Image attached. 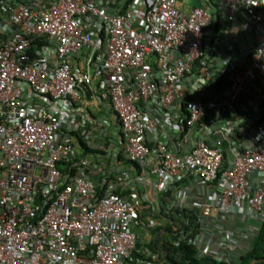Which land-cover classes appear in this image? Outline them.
I'll return each mask as SVG.
<instances>
[{"label":"built area","instance_id":"built-area-1","mask_svg":"<svg viewBox=\"0 0 264 264\" xmlns=\"http://www.w3.org/2000/svg\"><path fill=\"white\" fill-rule=\"evenodd\" d=\"M204 1L0 0V264H173L138 241L193 200L224 225L201 252L248 248L264 219V0H221L259 39L218 70Z\"/></svg>","mask_w":264,"mask_h":264},{"label":"trees","instance_id":"trees-1","mask_svg":"<svg viewBox=\"0 0 264 264\" xmlns=\"http://www.w3.org/2000/svg\"><path fill=\"white\" fill-rule=\"evenodd\" d=\"M22 1V0H18ZM28 1V0H24ZM214 8V19L219 20L223 11L221 0H208ZM226 159L228 153H226ZM188 180L175 183V186L187 185ZM172 193L168 191L169 196ZM192 206L185 208L167 209V220L162 227L152 231L151 241H138V247L144 246L151 254H160L163 259L173 264H264V219L258 224L259 233L250 237L247 249L237 250L235 257L218 258L216 252L203 253L199 242L203 238L205 218L198 208V202L193 200ZM142 256L141 253H136ZM218 259V260H217Z\"/></svg>","mask_w":264,"mask_h":264},{"label":"crops","instance_id":"crops-1","mask_svg":"<svg viewBox=\"0 0 264 264\" xmlns=\"http://www.w3.org/2000/svg\"><path fill=\"white\" fill-rule=\"evenodd\" d=\"M204 0H179V7L189 11L194 6L203 5ZM219 20L214 19L205 35L204 49L213 60V69L218 70L223 65V60L241 63L246 59L259 39L254 30H249L240 22L232 25L226 21L225 12H220ZM240 25V26H239ZM239 29L236 30L235 28ZM234 28V29H233ZM255 223V220H253Z\"/></svg>","mask_w":264,"mask_h":264},{"label":"rangeland","instance_id":"rangeland-1","mask_svg":"<svg viewBox=\"0 0 264 264\" xmlns=\"http://www.w3.org/2000/svg\"><path fill=\"white\" fill-rule=\"evenodd\" d=\"M233 225H234V223L230 224V226H233ZM223 227H224V225L215 218L213 219V222L208 221V225L205 227V230L203 232L202 241L206 238L212 239L211 237H213L217 240L219 237H221L220 232L223 229ZM142 237L147 240V238H145V235L143 236V234H142ZM212 240H214V239H212ZM239 252L240 251H234V254L239 253Z\"/></svg>","mask_w":264,"mask_h":264},{"label":"water","instance_id":"water-1","mask_svg":"<svg viewBox=\"0 0 264 264\" xmlns=\"http://www.w3.org/2000/svg\"><path fill=\"white\" fill-rule=\"evenodd\" d=\"M87 89H88V87H87ZM86 97H87V99H91V92H90L89 89H88V91L86 93Z\"/></svg>","mask_w":264,"mask_h":264}]
</instances>
